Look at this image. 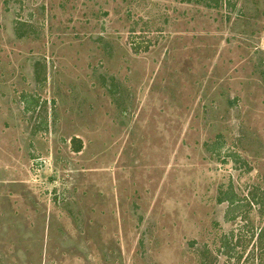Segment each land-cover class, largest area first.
I'll return each instance as SVG.
<instances>
[{"label": "rangeland", "instance_id": "obj_1", "mask_svg": "<svg viewBox=\"0 0 264 264\" xmlns=\"http://www.w3.org/2000/svg\"><path fill=\"white\" fill-rule=\"evenodd\" d=\"M262 198L264 0H0V264H264Z\"/></svg>", "mask_w": 264, "mask_h": 264}, {"label": "trees", "instance_id": "obj_2", "mask_svg": "<svg viewBox=\"0 0 264 264\" xmlns=\"http://www.w3.org/2000/svg\"><path fill=\"white\" fill-rule=\"evenodd\" d=\"M136 51L135 52H139L140 50H144V51H148L149 47H143L141 43H138L136 46ZM72 144H73V149L74 152H80L83 148V143L81 139L75 138L72 140ZM257 196H248V202L247 204L250 206L251 204L258 206L260 203H255V201L257 200ZM263 199H261V201L263 202ZM257 202V201H256ZM233 203V202H232ZM260 214L264 215V210L260 209V211H258ZM258 237V251H260V255H264V227L261 228L260 232L257 235ZM257 259V258H256Z\"/></svg>", "mask_w": 264, "mask_h": 264}]
</instances>
